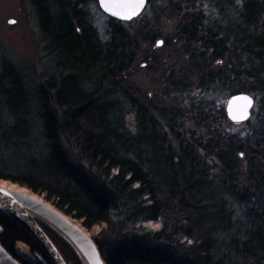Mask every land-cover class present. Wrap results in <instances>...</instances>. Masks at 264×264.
I'll return each mask as SVG.
<instances>
[{
  "label": "trees",
  "instance_id": "obj_1",
  "mask_svg": "<svg viewBox=\"0 0 264 264\" xmlns=\"http://www.w3.org/2000/svg\"><path fill=\"white\" fill-rule=\"evenodd\" d=\"M225 2L239 23L216 33L194 15L176 34L183 48L157 57L140 54L158 37L144 14L110 18L103 37L89 18L98 0H33L60 72L31 94L3 65L0 181L77 220L106 264H264V0ZM138 75L158 78L157 90H141ZM74 78L86 87L63 86ZM239 94L251 95L259 113L235 134L219 100ZM190 124L204 135L189 136ZM0 227L1 245L21 264L35 263L17 245L51 264L20 225L0 215ZM43 229L67 264H81Z\"/></svg>",
  "mask_w": 264,
  "mask_h": 264
},
{
  "label": "rangeland",
  "instance_id": "obj_2",
  "mask_svg": "<svg viewBox=\"0 0 264 264\" xmlns=\"http://www.w3.org/2000/svg\"><path fill=\"white\" fill-rule=\"evenodd\" d=\"M241 1L237 0V5H240ZM89 9L91 13L89 18L104 37L110 23V18L98 7L92 6ZM237 13L238 10L226 4L225 0H155L154 7L150 11H146L144 15L147 16L146 19L151 29L155 28L153 34L158 35V37L152 43L153 46H151V43H142L144 46L140 54L143 55L148 51L150 52L148 54L160 57L168 56L174 53L173 51H180L179 49L183 47L176 42V34L183 24L182 21H187L194 15L200 14L203 18L204 26L213 28L216 33H221L222 28L225 26L232 27V24L239 23ZM10 21H14V23L10 24ZM41 31L40 21L37 17L33 0H0V74L3 73L4 69L5 71L8 70L6 68L8 66H3L4 63L13 65L22 74L23 82L31 94L45 80L50 77H56L60 72L57 67L59 60L48 50V44L44 42ZM159 42H162L161 47L158 46ZM166 43H169L171 46L165 48ZM143 68L146 67L141 65L140 69ZM137 73H140L139 70ZM97 78L96 76H92L86 79L95 82ZM86 79L74 78L67 81L64 80L63 86L65 88H77V86L85 88ZM134 80L141 90L149 94H153L157 90L155 88V81H158V78L156 77L153 78L149 75L139 77L138 75L134 77ZM115 99L117 97H110L108 102H112ZM227 101L228 98L225 100L221 98L219 100L225 112ZM122 105L121 107L124 109V126L131 133H134V116L129 112L128 105ZM257 113H259V110L256 108L255 114L257 115ZM246 129L245 125H238L237 127H232L230 132L236 134ZM186 130L190 134L189 136L192 133L197 134V137L204 135L202 129L194 128L191 124L186 126ZM212 163L215 166L216 163ZM8 165L10 164H6L5 168H8ZM1 166L0 169L3 168ZM2 182L12 184L8 181ZM17 251L29 260H35L31 257L32 254L26 246L17 245Z\"/></svg>",
  "mask_w": 264,
  "mask_h": 264
},
{
  "label": "water",
  "instance_id": "obj_3",
  "mask_svg": "<svg viewBox=\"0 0 264 264\" xmlns=\"http://www.w3.org/2000/svg\"><path fill=\"white\" fill-rule=\"evenodd\" d=\"M99 1L100 9L109 18L123 23L138 19L146 10L142 7L117 6L115 0ZM118 13L113 15V13ZM131 18H125L128 16ZM14 21H10L13 24ZM162 46V42L158 43ZM256 101L251 95L239 94L228 99L226 115L230 123L245 124L251 120ZM0 215L20 225L41 247L51 264H66L61 253L46 234L43 226L63 239L75 253L81 264H106L100 249L90 232L77 220L68 217L43 197L18 185L0 181ZM3 228L0 227V235ZM0 264H20L0 243Z\"/></svg>",
  "mask_w": 264,
  "mask_h": 264
},
{
  "label": "snow or ice",
  "instance_id": "obj_4",
  "mask_svg": "<svg viewBox=\"0 0 264 264\" xmlns=\"http://www.w3.org/2000/svg\"><path fill=\"white\" fill-rule=\"evenodd\" d=\"M106 0H101V3H105ZM117 6H129V5H134L135 7L133 8V12L135 11V8L142 7L145 3V0H115ZM118 13H113V15H117ZM125 18H131L129 15L128 17Z\"/></svg>",
  "mask_w": 264,
  "mask_h": 264
},
{
  "label": "flooded vegetation",
  "instance_id": "obj_5",
  "mask_svg": "<svg viewBox=\"0 0 264 264\" xmlns=\"http://www.w3.org/2000/svg\"><path fill=\"white\" fill-rule=\"evenodd\" d=\"M32 258H34V257L32 256ZM35 260H36V259H35ZM37 263H38V264H39V263L41 264V263H43V261L38 260ZM43 264H44V263H43Z\"/></svg>",
  "mask_w": 264,
  "mask_h": 264
},
{
  "label": "bare ground",
  "instance_id": "obj_6",
  "mask_svg": "<svg viewBox=\"0 0 264 264\" xmlns=\"http://www.w3.org/2000/svg\"><path fill=\"white\" fill-rule=\"evenodd\" d=\"M6 183V182H5Z\"/></svg>",
  "mask_w": 264,
  "mask_h": 264
}]
</instances>
